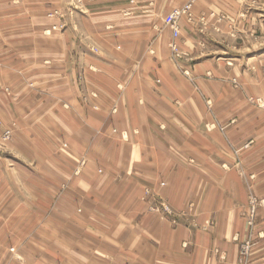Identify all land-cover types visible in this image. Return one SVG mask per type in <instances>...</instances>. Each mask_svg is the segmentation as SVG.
Returning a JSON list of instances; mask_svg holds the SVG:
<instances>
[{
	"label": "crops",
	"instance_id": "0c3cea01",
	"mask_svg": "<svg viewBox=\"0 0 264 264\" xmlns=\"http://www.w3.org/2000/svg\"><path fill=\"white\" fill-rule=\"evenodd\" d=\"M189 1L0 0V264H264V0Z\"/></svg>",
	"mask_w": 264,
	"mask_h": 264
},
{
	"label": "rangeland",
	"instance_id": "374dc122",
	"mask_svg": "<svg viewBox=\"0 0 264 264\" xmlns=\"http://www.w3.org/2000/svg\"><path fill=\"white\" fill-rule=\"evenodd\" d=\"M73 1V5L72 7L70 8V11L69 9L65 12L69 15V12L71 11H80L82 10V2L83 0H72ZM194 1L196 0H190L189 2L185 3V4H188V3H191V7H190V15H191V21H188L185 17H181L179 20H178V26H179V22L182 18H185L189 23H192L193 19H192V6L194 4ZM185 4H183L182 6H184ZM182 6H178V8L182 7ZM178 8H175V9H178ZM173 9V11L175 10ZM81 12V11H80ZM171 13L169 14L168 18H167V24L169 26V23H168V20H169V17H170ZM48 17L49 18H53V17H56V18H59L61 17V13H59L58 11H52V13H48ZM67 26H65V24H53V26H51L49 29L52 31H64L66 30ZM171 28V27H170ZM179 29H180V26H179ZM172 30V29H171ZM179 34H180V30H179ZM171 42L169 44V51H170V57L172 58V60L175 62V63H180V62H183V60L185 61V59L187 58L185 56V54L183 52H180V59L177 55H179L178 53H174L172 51V48H171ZM185 66H182L181 68V72L189 78V75L190 73L188 72V69L184 68ZM186 69V70H185ZM83 79V76H79L78 80H81ZM260 99V98H259ZM259 99H257L259 101ZM84 100V99H83ZM86 101V99L84 100ZM94 109L97 110L99 109V107L97 106H94ZM114 112V110H113ZM112 133H116V131L113 129L112 130ZM11 134H12V128H9L8 130H6L2 136L0 137V146L2 148H4L6 146V144H9L10 142V139H11ZM84 160H82L79 164L78 167L84 165ZM74 168L75 170V173L76 174H79L82 170H80L79 168ZM98 173H102V170H98L97 171ZM162 186H164L163 183H161ZM247 209L245 211V214L243 215V219L246 220V223L249 224V226H254L256 224V221H257V216H258V209L261 205V201L258 199V197L252 193V190L249 188V193L247 195ZM144 198L147 200V204H149L151 202V199H152V196L150 194V191L149 189L145 188L144 189ZM159 200V199H158ZM194 207H193V203L190 202L188 204V206L182 210V211H175L171 206L170 204L162 201V200H159L155 203H152L149 205V210L152 212H155L156 214L160 215L161 218L165 221H167L168 223L171 224V226H173L174 228L176 227H179V226H183L185 225L186 227L188 228H191V229H196V230H200L202 227L201 225L199 226L196 222H195V216L193 214V210ZM208 226L211 225L210 222L207 223ZM255 244H253V241L252 240H248V241H244L241 243L240 247H239V260L240 262L242 263L243 262V258L246 257V255H248L250 249L254 246ZM11 251H14L13 249Z\"/></svg>",
	"mask_w": 264,
	"mask_h": 264
},
{
	"label": "bare ground",
	"instance_id": "6f19581e",
	"mask_svg": "<svg viewBox=\"0 0 264 264\" xmlns=\"http://www.w3.org/2000/svg\"><path fill=\"white\" fill-rule=\"evenodd\" d=\"M189 6L188 7V12L187 13H183V14H180L178 16V18L174 21V23L172 24L171 23V20H172V17H173V14L175 12H178V10H182L185 8V6ZM190 7H191V3H188V4H185L184 6L178 8V9H175L174 11L171 12V15L169 17V20H168V23H169V26L171 27L172 29V39H171V45L174 44L177 48V51H178V54L181 52L180 50V47H179V42H178V38H179V26H178V20L181 18V17H185L188 21H191V15H190ZM170 45V46H171Z\"/></svg>",
	"mask_w": 264,
	"mask_h": 264
},
{
	"label": "built area",
	"instance_id": "2783aa9c",
	"mask_svg": "<svg viewBox=\"0 0 264 264\" xmlns=\"http://www.w3.org/2000/svg\"><path fill=\"white\" fill-rule=\"evenodd\" d=\"M188 7H189V6L187 5V6H185L184 9H182V10H178V12H175V13L173 14V17H172L171 23L173 24L174 21L178 18V16H179L180 14L187 13V12H188ZM171 48H172V51H173L174 53H176V54L178 53L177 48H176V46H175L174 44L171 45ZM177 56H178L179 59H180V54L177 55Z\"/></svg>",
	"mask_w": 264,
	"mask_h": 264
}]
</instances>
